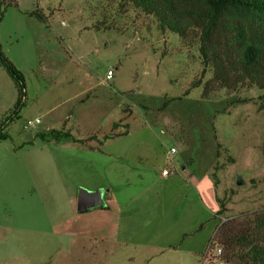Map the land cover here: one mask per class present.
<instances>
[{"label":"rangeland","instance_id":"1","mask_svg":"<svg viewBox=\"0 0 264 264\" xmlns=\"http://www.w3.org/2000/svg\"><path fill=\"white\" fill-rule=\"evenodd\" d=\"M118 1L1 6V50L24 76L25 101L0 140V264H215L202 260L211 236L219 244L264 219L262 90L244 82L203 97L212 71L197 40L160 32ZM105 17L109 27L95 28ZM16 97L0 63V122ZM52 129L81 141L36 136ZM80 188L112 194L115 225L112 213L99 223L105 211L78 210ZM71 223L115 230L90 246L83 231L68 232Z\"/></svg>","mask_w":264,"mask_h":264},{"label":"trees","instance_id":"2","mask_svg":"<svg viewBox=\"0 0 264 264\" xmlns=\"http://www.w3.org/2000/svg\"><path fill=\"white\" fill-rule=\"evenodd\" d=\"M0 0V20L2 5ZM127 5L144 15L150 16L160 32H170L182 40H197L203 64L210 67L211 78L204 82L203 97L210 92L226 88L234 89L244 82L262 90L258 97L259 109L264 110V0H122L117 5ZM114 13V12H113ZM117 13V12H116ZM31 14L43 19L36 11ZM95 28L109 27L106 17L97 22ZM0 63L13 78L17 90L14 108L10 115L0 122V140L9 138L4 130L8 121L19 113L24 104L25 79L20 70L4 55L0 46ZM203 74V72H202ZM200 80L193 81L191 87H199ZM187 93V90L185 91ZM127 130L124 132L126 133ZM113 135V134H112ZM120 135V134H117ZM36 136L45 139L74 138L69 131L52 129L37 132ZM110 136V135H109ZM264 155V137L262 140ZM215 178V176L213 175ZM215 183L217 179H214ZM222 211V203L219 200ZM223 225V224H221ZM217 227V235L220 232ZM219 230V231H218ZM236 230V229H235ZM221 235L222 259L227 263L264 264V219L255 216V224H247L235 232Z\"/></svg>","mask_w":264,"mask_h":264},{"label":"crops","instance_id":"3","mask_svg":"<svg viewBox=\"0 0 264 264\" xmlns=\"http://www.w3.org/2000/svg\"><path fill=\"white\" fill-rule=\"evenodd\" d=\"M53 67H54V66H53ZM56 69H57V67L55 66V67H54V72H55ZM105 79H106V78H105ZM110 79H111V78H110ZM106 80H109V79H106ZM68 113H69V112H68ZM70 118H71V115L68 114V115H66V117L64 118L63 121L70 120ZM63 123H64V122H63ZM63 123H62V124H63ZM182 169H183V170L185 169V166H184V165L182 166ZM169 174H170V171H169L168 174H166V175H165V174H162V175H163V177H164V176H168ZM187 179H188L190 182L195 181V183H198V179H199V178L195 177V176L192 174V175H190V177L188 176ZM196 185L198 186V184H196ZM189 187H190V185H189ZM95 189H99V188H94V189H90V190H95ZM192 190H193V188H192ZM102 191H103V193H104V202H103L104 207H103V206H101V207H96V208H92V209H90V210L88 209L87 211L84 212L85 215H86L87 213H92V212L100 213V211H105V213H103V214L100 215L102 220H100L99 223H101V221H104V218L106 219V218H107V215L109 216L110 213H112V209H113V208H111V207H112V204L115 203L112 194H111V193H110V195L108 194V190L105 191V190L102 189ZM204 193H205V192H204ZM191 194H192V191H191ZM198 195L200 196L199 199L202 200L201 202L204 203V201H203V200H204V199H203V195H204V197L206 198V193L202 195V192H201V191H198ZM207 200H208V198H207ZM204 204H207V202H205ZM207 206H208V207L210 206L209 202H208ZM210 209L213 210V212H214V206H213V205L210 206ZM117 210H119V209H117ZM117 213H119V211H117ZM78 217H79V219H81L82 216H81V215H80V216L78 215ZM118 217H120V216L116 214L115 221H114V213L111 214L112 226L116 224L115 222H116V219L118 220ZM117 222H118V221H117ZM106 223H108V221H107ZM103 228H104V227H103ZM103 228H101L100 230L95 231V233H93V232H91V231H93V230L85 229V228H84V229L81 228L80 230H77L76 228H75V229H72V223H71V224L69 225V231H68V232H73V231H75L76 233H79V231H83V233H85L86 235L90 236L89 238H91L92 245H90V246H94V245H96V244L103 243L104 241H107V240H108V236H109L110 238L113 236V229H114L113 227H111V229H110V234H111V236H110L109 234H106V232H107V230H108V227L105 228V229H103ZM114 230H115V229H114ZM88 232H89V233H88ZM171 246H172V245H171ZM176 249H177V247L174 248L175 251H177ZM188 250H190V252L193 253V254H195V255L198 254V261H199V256L202 254V250L200 251L199 248H198V249H197V248H193L192 246L189 247ZM178 251H179V250H178ZM157 253H158V252H156V254H157ZM178 256H179V254H178Z\"/></svg>","mask_w":264,"mask_h":264},{"label":"built area","instance_id":"4","mask_svg":"<svg viewBox=\"0 0 264 264\" xmlns=\"http://www.w3.org/2000/svg\"><path fill=\"white\" fill-rule=\"evenodd\" d=\"M113 75V70L108 69L106 72V79H110ZM40 122L39 118H35L34 121L28 120L25 124L24 127H27L28 125H31L33 123H38ZM174 148H171V151H173ZM169 170L164 168L162 170V174H168ZM214 236H211V238L209 239L208 243L206 244V248L203 252V261H205V263H207L208 261H212L214 260L215 264H227V262L222 259V248L221 246L216 242V240L213 238ZM215 240V241H214ZM201 260V261H202ZM216 261V262H215ZM211 264V263H209Z\"/></svg>","mask_w":264,"mask_h":264},{"label":"water","instance_id":"5","mask_svg":"<svg viewBox=\"0 0 264 264\" xmlns=\"http://www.w3.org/2000/svg\"><path fill=\"white\" fill-rule=\"evenodd\" d=\"M102 196V189L87 190L80 188L77 193L76 201L78 210L85 211L88 209L101 207L104 202Z\"/></svg>","mask_w":264,"mask_h":264},{"label":"flooded vegetation","instance_id":"6","mask_svg":"<svg viewBox=\"0 0 264 264\" xmlns=\"http://www.w3.org/2000/svg\"><path fill=\"white\" fill-rule=\"evenodd\" d=\"M102 197H103V200H104V193H103V196Z\"/></svg>","mask_w":264,"mask_h":264}]
</instances>
